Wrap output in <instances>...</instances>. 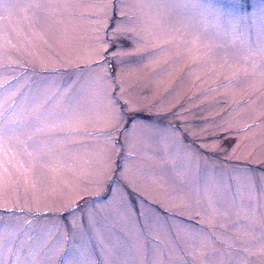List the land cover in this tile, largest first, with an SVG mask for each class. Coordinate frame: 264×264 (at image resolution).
I'll return each mask as SVG.
<instances>
[{
	"label": "rangeland",
	"instance_id": "1",
	"mask_svg": "<svg viewBox=\"0 0 264 264\" xmlns=\"http://www.w3.org/2000/svg\"><path fill=\"white\" fill-rule=\"evenodd\" d=\"M0 259L264 264V0H0Z\"/></svg>",
	"mask_w": 264,
	"mask_h": 264
},
{
	"label": "snow or ice",
	"instance_id": "2",
	"mask_svg": "<svg viewBox=\"0 0 264 264\" xmlns=\"http://www.w3.org/2000/svg\"><path fill=\"white\" fill-rule=\"evenodd\" d=\"M130 124L132 127L136 126L137 120L135 117L131 118ZM201 146L203 147L204 145H201ZM119 170L122 172L123 165H120ZM128 187H131V186L128 185ZM104 190L107 193V195L103 197L101 202L102 203L106 202L108 205H115L114 210H116V211L122 210L123 206L126 203L125 198L127 197V191L125 190V186L124 185H107ZM118 193H122L119 203H117V194ZM8 211H11V210H8ZM76 211H78V207H74V208L68 210L70 215ZM0 264H4V261L2 259H0Z\"/></svg>",
	"mask_w": 264,
	"mask_h": 264
}]
</instances>
